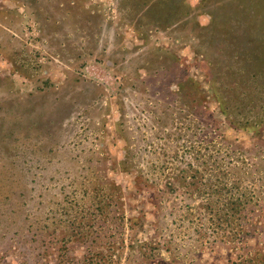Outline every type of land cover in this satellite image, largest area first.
<instances>
[{
    "label": "rangeland",
    "instance_id": "1",
    "mask_svg": "<svg viewBox=\"0 0 264 264\" xmlns=\"http://www.w3.org/2000/svg\"><path fill=\"white\" fill-rule=\"evenodd\" d=\"M0 264H264V0H0Z\"/></svg>",
    "mask_w": 264,
    "mask_h": 264
}]
</instances>
